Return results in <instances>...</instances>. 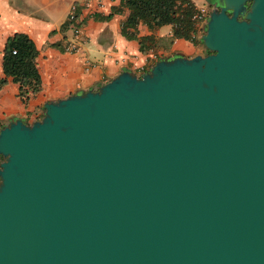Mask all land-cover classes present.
I'll list each match as a JSON object with an SVG mask.
<instances>
[{
	"label": "water",
	"instance_id": "95a60500",
	"mask_svg": "<svg viewBox=\"0 0 264 264\" xmlns=\"http://www.w3.org/2000/svg\"><path fill=\"white\" fill-rule=\"evenodd\" d=\"M162 57L0 128V264H264V0H215Z\"/></svg>",
	"mask_w": 264,
	"mask_h": 264
},
{
	"label": "crops",
	"instance_id": "0c3cea01",
	"mask_svg": "<svg viewBox=\"0 0 264 264\" xmlns=\"http://www.w3.org/2000/svg\"><path fill=\"white\" fill-rule=\"evenodd\" d=\"M0 0V125L20 118L28 123L42 115V103L80 90L95 89L121 70L139 75L159 58L204 55L200 42L173 38L169 25L148 28L139 22L121 34L128 10L121 0ZM195 7L196 30L200 38L215 0H190ZM70 5H75L79 35L74 50H66L73 31L66 21ZM193 17V16H192ZM25 34L34 44L35 68L39 77L36 92L23 98L18 84L2 73L6 40ZM142 48V49H141ZM1 128V127H0ZM0 157V161H1Z\"/></svg>",
	"mask_w": 264,
	"mask_h": 264
},
{
	"label": "trees",
	"instance_id": "16d2710c",
	"mask_svg": "<svg viewBox=\"0 0 264 264\" xmlns=\"http://www.w3.org/2000/svg\"><path fill=\"white\" fill-rule=\"evenodd\" d=\"M120 5L128 10L121 27V34L127 38L132 35L126 33V28L134 29L141 22L151 29L169 25L173 38L200 42V38L194 37L196 22L192 16L195 14V7L190 0H121ZM35 55L33 42L22 33L10 36L3 48L2 73L18 84L19 95L23 98L39 88ZM2 83L3 80H0V84Z\"/></svg>",
	"mask_w": 264,
	"mask_h": 264
},
{
	"label": "built area",
	"instance_id": "2783aa9c",
	"mask_svg": "<svg viewBox=\"0 0 264 264\" xmlns=\"http://www.w3.org/2000/svg\"><path fill=\"white\" fill-rule=\"evenodd\" d=\"M85 6L88 5V1L86 0L84 3ZM193 18H196V15H193ZM66 21L68 22V25L73 31V40H70L66 44V50H74L75 49V44L77 40H74L75 38L77 39L80 29H79V23L77 22V17L75 13V5H70L67 16H66ZM12 53H14V50H12Z\"/></svg>",
	"mask_w": 264,
	"mask_h": 264
},
{
	"label": "flooded vegetation",
	"instance_id": "af4514ba",
	"mask_svg": "<svg viewBox=\"0 0 264 264\" xmlns=\"http://www.w3.org/2000/svg\"><path fill=\"white\" fill-rule=\"evenodd\" d=\"M207 52H204V54H206Z\"/></svg>",
	"mask_w": 264,
	"mask_h": 264
}]
</instances>
